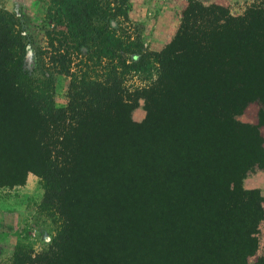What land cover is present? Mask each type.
<instances>
[{
    "label": "trees",
    "instance_id": "obj_1",
    "mask_svg": "<svg viewBox=\"0 0 264 264\" xmlns=\"http://www.w3.org/2000/svg\"><path fill=\"white\" fill-rule=\"evenodd\" d=\"M129 4L49 0V58L33 72L24 64L26 38L0 10V98L33 114L26 157L0 133V186L23 185L35 172L49 185L44 204L62 219L57 249L19 262L247 264L264 215L261 197L254 216L247 213L259 192L242 185L248 172L264 169V139L258 126L235 117L253 102L264 111V3L235 16L188 0L173 41L147 56L159 66L158 79L133 91L122 70L134 65L120 53L146 56L130 52L138 48L130 33L117 34L132 24ZM88 42L98 49L100 79H89L90 66L78 58ZM52 69L71 79L66 109L55 106ZM141 99L147 117L138 124L131 112ZM15 110L0 109V131ZM245 131L254 150L241 158ZM225 221L247 228L240 240L227 237Z\"/></svg>",
    "mask_w": 264,
    "mask_h": 264
},
{
    "label": "rangeland",
    "instance_id": "obj_2",
    "mask_svg": "<svg viewBox=\"0 0 264 264\" xmlns=\"http://www.w3.org/2000/svg\"><path fill=\"white\" fill-rule=\"evenodd\" d=\"M129 1V20L132 24L130 26L123 25L124 29L122 30L119 27L117 34L121 38H126L130 33L135 38L138 47L131 49L130 52L146 56L145 58L139 56L138 60H134L130 53H120L134 65L131 69L122 70L124 86L133 91L146 89L158 79L159 66L154 58L147 56L151 53L162 52L173 41L180 27L182 13L188 5V0ZM204 1H208V4L221 5L235 16L244 14L253 4L262 6L264 3V0ZM48 7L49 0H0V10L13 15L18 27L16 29L24 35L28 42L24 64L31 72L37 68L39 62L48 61L49 58L46 33L53 26L48 17ZM97 50L94 43L88 42L81 48L80 56H78L82 63L90 66L88 78L91 80L100 79L99 75L102 73V69L95 63ZM48 72H51L52 76L56 108H68L71 79L59 74L55 69L48 70ZM6 98H0V109H16V115L9 119V112L5 114V119L1 120L3 121L1 136L3 139H10L17 146L20 144L21 155L26 157L28 151L23 137H26L28 130L33 129V114L27 110L26 113L29 114L27 117L19 113L18 109L31 108L14 99L5 104L4 102L8 100ZM260 109L258 103H250L242 114L235 117V121L243 125L258 126L264 139V111L261 113ZM146 117L147 110L144 100L141 99L139 106L131 112V119L135 123L141 124ZM238 139L241 144V158L252 154L254 145L250 141L248 132L245 131ZM262 162L264 163V160ZM262 172L264 169L256 167L254 171L248 172L243 180V189L248 190L244 187V181L247 178L253 177V175L257 177ZM48 190L47 182L35 172L28 173L27 180L23 185L0 186V264H20L19 259L27 263L30 259L33 261L36 257H43L57 249L55 246L62 219L59 211L44 204ZM255 190L259 192V195L252 196L244 208L249 215L254 216L256 208L260 204V200L257 198L261 197L263 200L261 212L264 215V192L259 189ZM246 211L239 218H242V221L239 220L240 222H243V218L248 217ZM205 222L203 221L201 225ZM223 227H227L225 230L229 229L230 235L227 237H231L233 242L240 240L247 229H241L239 225L231 227V224H227L226 221L223 223ZM255 231L253 236L257 239V251L254 256L248 259L247 264H264V220L257 224Z\"/></svg>",
    "mask_w": 264,
    "mask_h": 264
},
{
    "label": "crops",
    "instance_id": "obj_3",
    "mask_svg": "<svg viewBox=\"0 0 264 264\" xmlns=\"http://www.w3.org/2000/svg\"><path fill=\"white\" fill-rule=\"evenodd\" d=\"M244 187L248 190L259 189L264 192V172L253 175V177H249L244 181Z\"/></svg>",
    "mask_w": 264,
    "mask_h": 264
}]
</instances>
